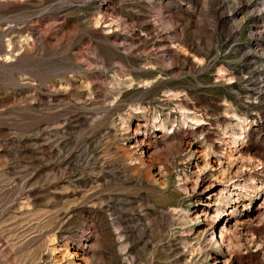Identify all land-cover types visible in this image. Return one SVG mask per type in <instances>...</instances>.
<instances>
[{"label":"rangeland","instance_id":"1","mask_svg":"<svg viewBox=\"0 0 264 264\" xmlns=\"http://www.w3.org/2000/svg\"><path fill=\"white\" fill-rule=\"evenodd\" d=\"M0 264H264V0H0Z\"/></svg>","mask_w":264,"mask_h":264},{"label":"bare ground","instance_id":"2","mask_svg":"<svg viewBox=\"0 0 264 264\" xmlns=\"http://www.w3.org/2000/svg\"><path fill=\"white\" fill-rule=\"evenodd\" d=\"M184 109V108H183ZM186 116V115H185ZM186 118H190V116L189 115H187L186 116ZM191 118H192V116H191ZM192 119H194V118H192ZM189 143V142H188ZM191 143V142H190ZM190 145V144H189ZM148 151V150H147ZM145 153H147L146 151H145ZM210 198V197H209Z\"/></svg>","mask_w":264,"mask_h":264}]
</instances>
